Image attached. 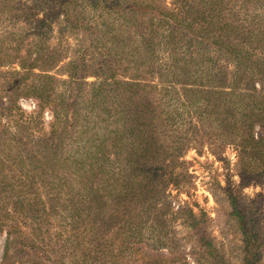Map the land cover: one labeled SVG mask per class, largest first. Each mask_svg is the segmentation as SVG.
I'll use <instances>...</instances> for the list:
<instances>
[{"label":"trees","instance_id":"trees-1","mask_svg":"<svg viewBox=\"0 0 264 264\" xmlns=\"http://www.w3.org/2000/svg\"><path fill=\"white\" fill-rule=\"evenodd\" d=\"M51 1L3 37L15 46L0 57V264H230L206 212L172 201L189 194V149L233 146L240 181L264 183V0H238L226 19L215 11L224 0ZM17 7L5 10L18 18ZM240 13L252 29L235 24ZM56 28L79 48H51ZM221 191L239 264H264L256 214Z\"/></svg>","mask_w":264,"mask_h":264},{"label":"rangeland","instance_id":"rangeland-1","mask_svg":"<svg viewBox=\"0 0 264 264\" xmlns=\"http://www.w3.org/2000/svg\"><path fill=\"white\" fill-rule=\"evenodd\" d=\"M36 0H0V57L2 59L5 57V51L9 52L8 47H14L15 43H6L3 42V37L8 34L10 31H13L18 25H23L26 20L31 21L32 19L42 18V11L46 7H51L52 1H48L45 4H42L40 7H36ZM41 2V1H40ZM222 8L215 9L219 19H226L227 13L239 11V1L235 0H224L223 3H220ZM7 5L18 6L19 9L18 18L12 17L8 14L10 9H6ZM235 24H242L245 29L249 28L245 15L240 13L237 17L234 18ZM237 30L234 31L236 33ZM166 32L163 33L165 35ZM50 38L48 43H50L51 48L57 49H78L79 43L77 38L72 35L71 39H68V42L65 38L61 39L58 35V29H53L49 33ZM166 37V36H165ZM244 38H236L234 35L228 36L226 42L228 45L235 44L237 41L240 42V46L245 47L246 49L252 50L255 53H258L256 48L251 46V42H243ZM165 40V38H164ZM30 38H28L24 43L26 46L29 43ZM105 42L103 46H97L94 48L93 55L98 58H102L104 50L98 49H107L109 44ZM244 43V45H242ZM153 49H170L169 47L165 48L164 43H155ZM159 45V46H158ZM240 46H236L239 48ZM206 49H215L214 45L209 46ZM26 49H20L19 53L22 55L23 51ZM92 51V50H91ZM46 55V54H45ZM105 55V54H104ZM156 62L162 67L167 63L164 53L159 52L156 54ZM47 56H44V60L47 59ZM42 61V60H41ZM41 61L38 62L41 65ZM65 61L59 62L56 64L54 69H52L49 74L55 76L57 80H65L67 77L62 73L61 67L64 65ZM1 64V62H0ZM38 70H41L38 68ZM156 81V79H154ZM85 83L94 82L95 79L91 76L86 77L84 80ZM154 81V82H155ZM84 93L87 92L90 88L84 84ZM18 106L25 111L26 113L36 110V104L33 98H19L17 102ZM51 114L48 109H45L42 112L41 120L44 123V126L47 128L48 123L51 121ZM257 130V129H256ZM182 160L186 161V168L189 178V194L188 197L186 194L182 193L178 196L173 197L172 206L176 209L178 205L183 202H187L191 205L196 203L198 208H201L206 212L207 217L210 219L208 231L215 238L216 246L222 250V252L227 257V261L230 264H239L240 259V249H241V239L235 223L227 215V206L224 201V194L222 193V188L229 187L233 195H235L239 203L246 209H250L255 213V221L258 227L259 234L262 235L264 243V183L261 182H246L242 183L240 181L237 166H238V157L237 151L233 146L225 147L220 154H212L211 151L205 146L202 149H189L183 156ZM175 194V191H172V195ZM194 212L197 211V208H193ZM176 229H180V226H176ZM5 242L4 233H0V258L2 255L3 247ZM189 251L188 247L185 249L187 253ZM263 255H264V246H263ZM188 260L190 264H195L188 255Z\"/></svg>","mask_w":264,"mask_h":264}]
</instances>
